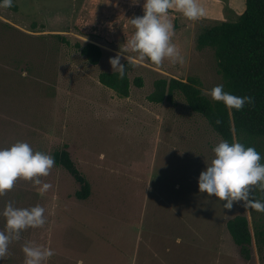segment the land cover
<instances>
[{"label": "rangeland", "instance_id": "374dc122", "mask_svg": "<svg viewBox=\"0 0 264 264\" xmlns=\"http://www.w3.org/2000/svg\"><path fill=\"white\" fill-rule=\"evenodd\" d=\"M13 1L17 11L0 7V148L23 141L52 156L66 147L91 194L78 199L79 184L58 165L40 177L52 186L47 192L18 179L0 195V210L8 202L39 205L46 222L24 230L0 264H24L25 243L54 251L44 264H262L254 233L256 225L264 229V213L243 202L225 209L224 201L198 189L223 138L180 93L173 102L148 100L158 79L194 78L203 93L222 84L213 49L197 46L218 19L169 12L171 42L183 62L155 65L121 52L134 31L130 19L143 15V0ZM223 9L218 21L238 19ZM77 43L98 45L99 62L91 64ZM118 54L122 64H134L130 81L143 79L126 98L99 82L101 72L116 71L110 58ZM251 193L264 202V191L253 186ZM237 215L249 221V260L227 230Z\"/></svg>", "mask_w": 264, "mask_h": 264}, {"label": "clouds", "instance_id": "9594fccd", "mask_svg": "<svg viewBox=\"0 0 264 264\" xmlns=\"http://www.w3.org/2000/svg\"><path fill=\"white\" fill-rule=\"evenodd\" d=\"M138 2V0H133ZM13 0H0V7L9 8ZM143 15L130 19L134 27L122 53H137L140 59L150 60L160 65L165 59L171 63L183 62L177 47L171 42L174 26L169 20V10L175 9L189 20H197L204 15L198 0H143ZM112 69L122 78L125 65L120 54L110 58ZM205 95L214 101L222 102L229 109L241 110L246 103H252L249 96H236L224 90L223 84L205 89ZM213 158L198 176V189L201 193L224 201L223 208L231 209L234 202L264 213V202L252 198L253 186L264 191V163L254 147L245 146L239 141L229 143L221 139L212 148ZM55 166L54 158L46 153L35 151L26 142L17 141L6 148H0V195L11 190L18 179L30 181L39 186L41 193L52 186L42 182L40 177L49 175ZM45 209L39 205L23 208L8 202L0 210L5 229L0 231V260L9 251V244L21 238L28 228L42 227L45 222ZM24 264H44L54 255L50 247L25 243L22 246Z\"/></svg>", "mask_w": 264, "mask_h": 264}, {"label": "trees", "instance_id": "16d2710c", "mask_svg": "<svg viewBox=\"0 0 264 264\" xmlns=\"http://www.w3.org/2000/svg\"><path fill=\"white\" fill-rule=\"evenodd\" d=\"M241 6V5H240ZM17 11L13 1L6 8ZM169 12H173L169 10ZM199 49L211 48L217 62L218 73L222 78L224 90L236 96H249L252 103H246L237 111L227 108L222 102L209 99L194 78L182 80L158 79L148 100L154 103L173 102L176 93H180L189 109L201 114L219 134L229 143L234 139L251 146L262 156L264 153V0H246L245 10L234 22L215 20L204 33L197 38ZM76 47L95 65L99 62L101 48L93 43ZM125 75L121 78L116 71L101 72L99 82L113 90L117 96L126 98L130 95L131 84L143 86V79L136 77L130 81L129 72L134 68L132 62L126 61ZM55 165L63 167L79 184L75 192L78 199H86L91 194V185L85 175L77 168L66 147L53 152ZM227 230L238 246L242 258H251L250 245L252 233L249 221L244 215H237L226 223ZM257 248L264 264V229L259 225L254 233Z\"/></svg>", "mask_w": 264, "mask_h": 264}, {"label": "crops", "instance_id": "0c3cea01", "mask_svg": "<svg viewBox=\"0 0 264 264\" xmlns=\"http://www.w3.org/2000/svg\"><path fill=\"white\" fill-rule=\"evenodd\" d=\"M245 1L246 0H228V2L226 0H198L199 4L204 9V15L201 18L224 20V5L228 6L227 12H229V15H231V10L241 15L245 10ZM207 9H209L210 12H207ZM171 10L174 13H180L175 9Z\"/></svg>", "mask_w": 264, "mask_h": 264}]
</instances>
